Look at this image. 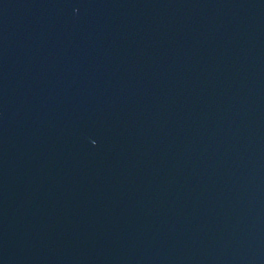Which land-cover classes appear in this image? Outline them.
<instances>
[{
  "label": "water",
  "instance_id": "1",
  "mask_svg": "<svg viewBox=\"0 0 264 264\" xmlns=\"http://www.w3.org/2000/svg\"><path fill=\"white\" fill-rule=\"evenodd\" d=\"M0 264H264V0H0Z\"/></svg>",
  "mask_w": 264,
  "mask_h": 264
}]
</instances>
